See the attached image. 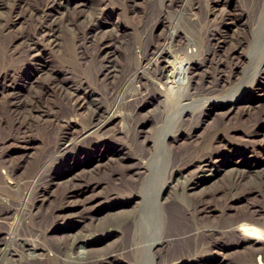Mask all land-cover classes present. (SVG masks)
Wrapping results in <instances>:
<instances>
[{
  "label": "bare ground",
  "instance_id": "1",
  "mask_svg": "<svg viewBox=\"0 0 264 264\" xmlns=\"http://www.w3.org/2000/svg\"><path fill=\"white\" fill-rule=\"evenodd\" d=\"M149 1L159 11L147 15L144 28L135 32L122 69L116 62L122 45L102 38L96 55L89 52L100 30L125 26L102 20L106 6L99 5L98 15L80 24L81 4L68 0H0V35L9 36L0 45V264H264V205L230 218L249 194L264 195V160L250 162L251 153L264 150V111L247 118L264 107L257 102L264 97V49L248 57L250 80L242 84V78L235 81L224 70L228 63L218 56L224 45L212 50L199 45L180 26L182 19L200 23L196 3ZM214 1L229 15L225 26L237 29V53L244 46L243 25L256 33L264 23V0ZM63 4L67 15L74 13L67 19L75 45L72 51L63 49L61 62L54 65L47 47L61 46L56 13ZM26 23L30 34L23 31ZM160 26L167 29L164 36L145 45ZM207 34L222 36L217 28ZM35 65L32 74L23 73ZM99 79L106 90L95 83ZM52 98L59 100L51 103ZM63 99L74 102L69 114L60 112ZM79 106L89 111L84 123L72 115ZM237 114L241 118L236 122ZM215 116L221 118L216 126L211 122ZM52 128L53 140L45 142ZM188 141L195 144L179 153L178 145ZM38 142L42 148L34 154ZM32 155L35 160L26 169ZM163 157L167 161L158 173ZM231 161L260 166L259 180L247 192L242 176L229 178L217 206L220 216L211 220L213 208L206 199H186L219 172L212 166ZM112 163L121 170H111L106 182H81L76 172L94 175ZM207 172L208 177L203 175ZM59 186L65 191L60 204L50 208L52 223L45 225L43 210ZM100 187L105 189L102 218L94 199L77 200ZM81 208L94 224L78 235ZM114 236L118 238L109 249L94 248Z\"/></svg>",
  "mask_w": 264,
  "mask_h": 264
},
{
  "label": "rangeland",
  "instance_id": "2",
  "mask_svg": "<svg viewBox=\"0 0 264 264\" xmlns=\"http://www.w3.org/2000/svg\"><path fill=\"white\" fill-rule=\"evenodd\" d=\"M68 1L70 5H73L75 3H77L78 5L81 4L80 5L81 7L79 6V9H77L78 12H80V14L82 15L80 24H83L86 18L88 19L95 18L98 15V13L95 14L96 9L99 8V5H100V7L106 6L107 8V11H105L104 15H102L103 16L102 20H104L105 22H115V23L118 22L119 24L125 25L122 27L121 30H117V31L112 30L109 33H104L102 30H100L96 36L95 42L92 44V46L89 49L90 54L95 56L97 53L98 46L101 44L102 38H107L111 40L114 43V45H122L121 49H119V52L117 54V60H116L119 67L122 69L126 66L127 58L131 54L132 45H133V42L136 36L135 32H140V30L144 28L146 24L147 15L152 14L153 16H156V14L159 11V5L157 3H153L154 1H149V0H136L135 5H129L123 0H116L117 4L112 3L111 1H108V0H104V1L103 0H68ZM169 2L173 4V6H176L177 4L180 3V0H169ZM192 3H196L200 7L196 12L200 18V23L194 26V25H190L189 23H187L185 19H182L183 21H181L180 26L183 28V31H185L188 35L196 39L198 44L200 43L199 45H209L210 46L209 48L211 50L212 48L215 47L213 45H218V44L224 45L220 53H218V56L221 58H224L226 61L225 62L226 64L228 63V66L224 69L226 70L225 72L227 74L229 73L233 74V77H236L235 81H238L240 78H242L241 79L242 84L247 83L248 80H250L249 73L251 70L247 62L248 57L249 56H254V57L259 56V54H261L264 49V23L262 22L263 23L262 26L259 29H257L256 33H254V31H251L248 25H243L242 31H243V36L245 39L244 44H243L244 46L238 49L239 53L238 52L236 53L235 52L236 45H239L237 37H236L237 29L233 27L228 28L225 26V22L226 23L229 22V15L226 14L227 12L224 10L223 4L222 6H219L217 3H215L214 0H192ZM67 14H68L67 8L64 6V4L63 6H60V9H58V12L56 13V17L59 18L60 23H61L60 36L58 38V41L60 42L61 46L52 48V50L51 49L49 50V48L47 47L48 49L47 56L49 57L51 56V58H53L54 65H58L61 62L60 58H61L63 49L67 48L68 50L72 51L73 43L75 45V42H74L75 33H73V31L70 30L71 28L69 25L70 23L67 19L73 16L74 13H70L69 15ZM175 15H177V13L174 14V16ZM174 20L176 22L178 21V19L176 18ZM212 28L219 29L223 37L218 34L215 37H212L211 35L207 34L208 29H212ZM23 31L25 32V34H30L32 31L31 25L29 23L24 24ZM166 32H167V29L160 26L157 33L145 39L144 41L145 45H152V44L159 42ZM8 39H9L8 35L1 34L0 35V45L7 44ZM47 45H50V44H47ZM82 65L83 67L86 68L88 67L89 63L88 61L87 62L84 61ZM235 66L237 67V69L233 70V67ZM92 67L93 66H91V68ZM34 68H36V65L34 67H30L29 70L27 69L23 71V73L28 76L29 74H32L34 72ZM208 68H211V67H208ZM91 70L92 69H90V73H91ZM89 75H90L89 76L90 78L92 77L94 79V76L92 74H89ZM95 83L97 84L100 90L107 89L102 79L96 80ZM58 100L59 98H52V100H49V102L55 103ZM2 101L3 100L0 95V102L2 103ZM257 102L264 104V97H260V99ZM73 105H74L73 101L68 102L63 99L60 102L61 114L71 113L72 112L71 109ZM82 106L81 107L79 106L80 108L76 109V111H74L72 114V115H75L79 123H84L88 119L89 111L86 109V107H82ZM263 111H264V107H260L258 110L252 111L249 115H247V118L254 119L257 116H259ZM0 114L2 115L4 114L3 109H1ZM240 114L235 115L233 117V120L237 122L241 118ZM211 122L214 123V126L219 125L221 122L220 116H215L213 119H211ZM115 124H120V123L117 121L115 122ZM208 126L209 125L204 126L203 128L204 132L208 130ZM54 134H55V128L47 130L44 136L45 137L44 141L50 142L51 140H53ZM184 140L185 139L183 138L181 142H183ZM189 142H192V144L190 145ZM193 144H195V141H188L186 143L185 142L180 143L178 145L179 147L177 148V150L180 153L184 151L185 149L189 148L190 146H193ZM36 146L37 148L33 150L34 154H37L38 152L41 151L42 144L38 142ZM258 151L256 153H251L252 155L250 158L251 163L257 164L258 162H262L264 160V150L258 149ZM32 158H34V155H32L31 157H28L27 159L28 161H26V169L27 167H30L33 164L35 159L32 160ZM14 160H16V157H14ZM166 161H167V158L165 157L161 159L158 173H161V171L163 170L165 166ZM108 167H109L108 169L97 172L94 175L86 174L84 171H81V169H78L76 172L79 173V179L81 182H86L89 180H93V181L102 180L106 182L109 179L111 170H121L120 165L116 163H112V165ZM212 167L216 171L220 169L219 172L215 173V176H213L212 178H207V180L204 181L200 186H198L195 191L194 190L191 191L190 196L187 197L186 200L187 202H191V201L195 202L196 200L199 201L202 199L203 200L206 199L205 201L210 203L213 208V210L210 213L209 218L211 220H215L220 216V212L217 206H220L224 200V195L221 191L227 184L229 178H231L234 175L242 176L244 178L242 186L244 190L248 192L249 190H252L254 186H256V182H258L259 180L260 173L257 172V170L260 168V166L256 165V167H253V168L242 167V166L240 167L239 165H236L235 163L231 161L225 164L219 163L215 167L214 166ZM203 175L208 177L211 174L210 172H207V173H203ZM65 188H66L65 186H59L58 188H56L53 201L43 210V223L45 225H49L52 223V218L50 216V208L52 206L60 204ZM103 192H105V189H102L100 187L97 190L88 191L85 194V196H82L78 198L77 200H81L84 198L94 199L92 204H95V205L93 208H95V211H98V215H99V214L104 213L103 212L104 210H102V206H103L102 202L104 201V198L102 197ZM262 204L264 205V195L258 194V193H251L244 200H242L241 203L236 205V209H233L230 211V215H231L230 218L235 220L240 217L246 216L248 215L250 210L255 212V210L259 208L258 206H261ZM78 211H80L79 214L81 218L80 217L78 218V223H76V230L78 231L77 233L78 235H82L84 233H88L94 223L90 222L89 220L90 214H88L87 211H84L82 208L79 209ZM105 215L106 214L104 213V215H102L101 218ZM155 215L157 216L156 209H153V218L157 220V217ZM117 238L118 237L116 236L111 237V238L109 237L108 239H105L104 241L97 243L94 246V248L101 250V251L107 250L109 249L111 244H113L117 240Z\"/></svg>",
  "mask_w": 264,
  "mask_h": 264
}]
</instances>
